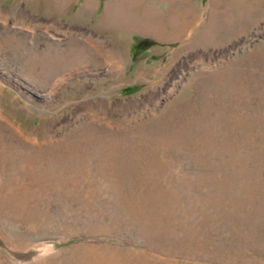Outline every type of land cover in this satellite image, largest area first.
Segmentation results:
<instances>
[{
	"label": "rangeland",
	"instance_id": "rangeland-1",
	"mask_svg": "<svg viewBox=\"0 0 264 264\" xmlns=\"http://www.w3.org/2000/svg\"><path fill=\"white\" fill-rule=\"evenodd\" d=\"M0 111V264H264V0H0Z\"/></svg>",
	"mask_w": 264,
	"mask_h": 264
},
{
	"label": "bare ground",
	"instance_id": "bare-ground-1",
	"mask_svg": "<svg viewBox=\"0 0 264 264\" xmlns=\"http://www.w3.org/2000/svg\"><path fill=\"white\" fill-rule=\"evenodd\" d=\"M95 45V44H94ZM104 56V55H103ZM88 60H93V57L90 55H88L87 57H86ZM115 58V57H114ZM114 60V59H113ZM78 61V60H77ZM84 61H87V60H84ZM119 61H121V60H119ZM114 63H115V61H114ZM61 73V72H60ZM57 76V75H56ZM58 77V76H57ZM62 79V78H61ZM54 80V78H52V80L51 81H53ZM56 80V79H55ZM60 81V80H59ZM55 84H57L56 82H55ZM0 116H4L3 114H2V112L0 111Z\"/></svg>",
	"mask_w": 264,
	"mask_h": 264
},
{
	"label": "trees",
	"instance_id": "trees-1",
	"mask_svg": "<svg viewBox=\"0 0 264 264\" xmlns=\"http://www.w3.org/2000/svg\"><path fill=\"white\" fill-rule=\"evenodd\" d=\"M142 44H143V43H141V44L139 43V44L137 45V46H138V48L142 47Z\"/></svg>",
	"mask_w": 264,
	"mask_h": 264
}]
</instances>
